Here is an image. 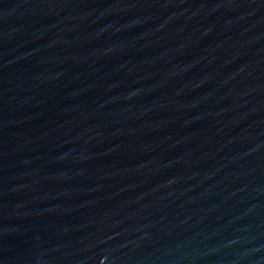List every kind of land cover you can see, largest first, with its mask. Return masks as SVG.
<instances>
[{"label":"water","instance_id":"obj_1","mask_svg":"<svg viewBox=\"0 0 264 264\" xmlns=\"http://www.w3.org/2000/svg\"><path fill=\"white\" fill-rule=\"evenodd\" d=\"M0 264H264V0H0Z\"/></svg>","mask_w":264,"mask_h":264}]
</instances>
